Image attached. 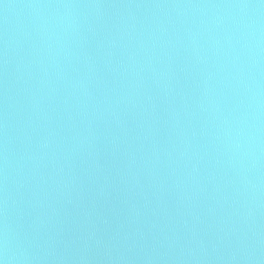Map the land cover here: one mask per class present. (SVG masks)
<instances>
[{"label":"water","instance_id":"obj_1","mask_svg":"<svg viewBox=\"0 0 264 264\" xmlns=\"http://www.w3.org/2000/svg\"><path fill=\"white\" fill-rule=\"evenodd\" d=\"M3 264H264V0H0Z\"/></svg>","mask_w":264,"mask_h":264},{"label":"clouds","instance_id":"obj_2","mask_svg":"<svg viewBox=\"0 0 264 264\" xmlns=\"http://www.w3.org/2000/svg\"><path fill=\"white\" fill-rule=\"evenodd\" d=\"M0 264H3V262H2V261H0Z\"/></svg>","mask_w":264,"mask_h":264}]
</instances>
